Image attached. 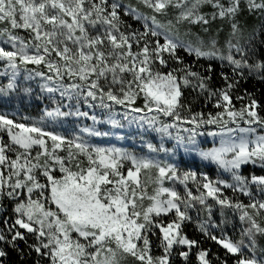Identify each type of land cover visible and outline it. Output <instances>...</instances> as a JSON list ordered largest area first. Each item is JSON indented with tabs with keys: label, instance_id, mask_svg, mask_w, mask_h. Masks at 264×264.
I'll list each match as a JSON object with an SVG mask.
<instances>
[{
	"label": "snow or ice",
	"instance_id": "snow-or-ice-1",
	"mask_svg": "<svg viewBox=\"0 0 264 264\" xmlns=\"http://www.w3.org/2000/svg\"><path fill=\"white\" fill-rule=\"evenodd\" d=\"M170 15L167 23L157 18ZM247 17L257 23L247 26ZM217 21L227 25L223 40L222 27L213 29ZM0 25V77L7 78L0 103L31 96L26 82L39 77L41 92L55 105L30 123L0 112V264H10L11 253L18 264L32 253V264H123L128 258L171 264L174 254L188 264L194 247L198 264H214L211 249L182 232L197 205L208 217L197 221L198 231L225 250L218 264H228L229 255L234 264H264L257 240L264 237V174L243 172L249 166L264 172V116L254 94H236L242 81L264 82V0H0ZM180 26H187L182 35ZM181 52L196 64L209 61L207 68L194 70ZM214 61L230 69L231 75L220 73L223 87L213 86ZM188 89L217 111L193 112L184 102ZM233 99L247 102L237 108ZM70 118L91 125L71 136L49 130ZM124 122L160 135L159 147L146 145L150 153L198 156L229 178L181 172L175 164L90 142ZM203 137L213 146L201 147ZM152 169L149 194L140 175ZM214 207L238 214L246 225L239 239L224 231L227 220L212 221ZM157 231L161 255H153L150 238Z\"/></svg>",
	"mask_w": 264,
	"mask_h": 264
},
{
	"label": "trees",
	"instance_id": "trees-1",
	"mask_svg": "<svg viewBox=\"0 0 264 264\" xmlns=\"http://www.w3.org/2000/svg\"><path fill=\"white\" fill-rule=\"evenodd\" d=\"M125 3H132L133 5L136 4V0H124ZM141 11H147L146 9H143L141 7ZM162 23H166L168 19L171 18V15L169 17H163V16H158L157 17ZM243 19V18H242ZM247 26H252L254 24L257 23V21H255L253 18L251 17H247ZM131 23L134 24V26L136 25L135 22L130 21ZM222 27V31H221V39L223 40L224 37H226L227 35V25L226 24H221V22L217 21L214 25H213V29L217 28V27ZM187 26H180V33L181 35L183 34V32L186 30ZM193 31H200L199 28L194 27L192 29ZM180 55L184 56L185 60L188 63H193L194 64V70L196 71H200V72H204V69L207 68V65L209 63V61H205V60H201L198 64L194 63V60L192 57L187 56L186 53L181 52ZM212 66H213V71L210 73L213 77V86L214 87H223L224 86V81L223 79L220 77V73L221 72H225L229 75H231L230 69L226 66H222L220 64L219 61H214L211 62ZM203 64L204 68H201L199 65ZM30 68L31 65H29ZM174 66V65H173ZM29 68V67H28ZM164 71H167V69H164ZM204 74H209V73H204ZM245 90H247L248 93H252L254 94L255 98L258 100V102L261 105V109H258V111H260V114L262 116H264V82L256 79V78H249L247 81H242L239 88L236 90V94L237 95H244L245 94ZM14 97L15 95L9 97L8 99V105H1L0 104V112H4L9 114L12 118L17 119V117L14 115L13 113V108H25V106L28 104V100L26 99V97L23 98H18V101L15 102L14 101ZM185 103L191 104L192 106V111L193 112H204V113H208V112H215L217 111V109H215L212 105V103H208L203 96H197V93L188 89L185 90ZM246 100H236L233 99V103L235 104V106L237 108H239L242 104L246 103ZM143 101L142 99H138L137 100V105L138 106H142ZM86 105H81V107H85ZM7 110V111H6ZM98 111H100L99 109H97ZM185 115H187V113H185ZM162 119H165L162 117ZM126 124V122H124ZM149 133L152 136V139H154L156 142L160 141V135L149 131ZM5 139H7V136H5ZM153 159H156L164 164H175L180 170L181 172H184L185 169H182V165H190V166H196V171L198 174H206L208 177H210L211 179L215 180L216 176L213 169H211V167H205L202 165V163L198 160L195 161H190L189 159H177L174 157H166L165 155H160L157 156L154 153H151L150 156ZM244 174H249L250 172H255L256 174H264V172H262L258 167H246L243 170ZM220 177L223 178V175H219ZM156 177V170L152 169V170H142L140 178H141V182L143 184L146 185L147 187V191L149 194H152L153 189L155 187V184L153 183V181L155 180ZM166 187H172L173 185L169 182L165 183ZM175 187L181 192V194H184V187L183 185L180 184H176ZM189 187L193 189V191L195 192V185L193 184H189ZM226 195L231 196L232 193L227 190L226 191ZM240 199L244 200L245 203L248 202V198L247 197H240ZM211 202V201H210ZM145 205H147L148 201L145 200ZM7 213L10 214L11 213V207L8 208ZM189 214L192 216V221L188 222L186 221L183 225H182V232L184 234H186L190 239H195L201 242V247L205 248V249H211V253H210V257L213 259L214 264H218V262L216 261V256H219L221 258H225V250L217 245L215 242L207 240L199 231L197 228V221H203L206 220L207 217V213L204 212L203 210H201L200 206L197 205L196 208L190 209L189 210ZM171 218V214H169V216L167 217H163V219L165 221L169 220ZM0 220H2V217H0ZM227 220V223L223 225V229L226 232L227 235H229L233 240H237L240 237V231L242 229V227H246V225H242L241 222L238 219V214L233 213L231 210L229 209H225L223 215L221 214V210L219 209V207H214L213 208V212H212V221L220 224L223 221ZM2 223H0V227H2ZM213 231L219 235L220 234V229H213ZM160 233L157 231V235H153L151 236V240L153 242V255H161L162 254V249L159 248V241H158V237H159ZM30 242H34V239L32 237H29ZM258 243L260 247H264V237L262 236H258L257 237ZM21 247H24L23 244H21ZM186 250V249H184ZM175 251V250H174ZM196 251L197 249L194 247L192 249V252L189 255V261L188 264H198L197 258H196ZM36 257L35 253H32V256L28 258L27 264H32V260ZM228 259V264H234V257H232L231 255H229L228 257H226ZM10 264H18V257L16 256L15 253H11L10 254ZM41 264H48V262L46 260H43L41 262ZM123 264H135V262L131 259L128 258L126 261L123 262ZM171 264H185V262L183 261V259L181 257H179L178 255H173V257L171 258Z\"/></svg>",
	"mask_w": 264,
	"mask_h": 264
},
{
	"label": "rangeland",
	"instance_id": "rangeland-1",
	"mask_svg": "<svg viewBox=\"0 0 264 264\" xmlns=\"http://www.w3.org/2000/svg\"><path fill=\"white\" fill-rule=\"evenodd\" d=\"M167 23V22H166ZM2 27V25H0ZM135 27H139V25H135ZM20 35L26 36L27 33H25L23 30H18ZM30 68V66L28 65ZM31 67H35L31 65ZM38 70H45L43 68V65L39 66ZM25 73H21V82L23 81V76ZM7 78L0 77V84H6ZM28 86L32 87L33 93L31 96H17L15 95L14 101L17 102L18 98L26 97L28 100V104L25 106V108H13V113L17 117V120L20 119V117H29V120H25L23 122L30 123L33 120H39L43 114V110L45 107L52 108L55 105L45 96L40 89V84L42 83L41 78L36 77L31 81L26 82ZM58 98V97H57ZM9 98H6L5 103H0L1 105H8ZM67 101H65L66 103ZM81 110L88 111L89 109L87 106L81 107ZM7 111V110H6ZM97 114H99V111L97 110ZM84 125H91V121L87 119H79L75 120L70 118L69 120L65 121L63 126H56V127H50L49 130L60 132L64 135L71 136L74 132H78L79 127H83ZM102 131H109L110 125H103L100 126ZM123 136L124 139H120V137ZM90 142L94 145L102 146V147H119L123 148L125 150H128L130 152L135 153L137 156L142 157H149L150 152L147 148L148 143H152L153 145L159 147L160 141L156 142L154 139H152L151 134L149 131H145L142 128H138L136 125H132L131 127L127 126V122L125 124V127L123 129L113 130V134H110L109 136L105 137H92ZM173 141H169L165 139L164 144L165 147H171ZM213 146V139L211 137H203L201 138V147L203 148H209ZM157 156L165 155L166 157H174L177 159H189L190 161L198 160L202 163L205 167H211L213 169L216 179H227L229 178L226 173H222L221 170H219L215 165L207 164L206 162L199 159L198 156L194 155H186L183 153H179L175 156H172L170 154H166L163 152L160 153H154ZM129 165L125 164V169ZM182 169H185V171H196V166H190V165H182ZM244 170V169H243ZM219 175H223V178ZM141 179V178H140ZM231 192V190H229Z\"/></svg>",
	"mask_w": 264,
	"mask_h": 264
}]
</instances>
